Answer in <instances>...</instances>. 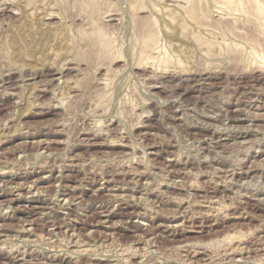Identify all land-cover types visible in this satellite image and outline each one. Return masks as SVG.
<instances>
[{
	"label": "rangeland",
	"instance_id": "374dc122",
	"mask_svg": "<svg viewBox=\"0 0 264 264\" xmlns=\"http://www.w3.org/2000/svg\"><path fill=\"white\" fill-rule=\"evenodd\" d=\"M8 1L0 264H264V0Z\"/></svg>",
	"mask_w": 264,
	"mask_h": 264
},
{
	"label": "bare ground",
	"instance_id": "6f19581e",
	"mask_svg": "<svg viewBox=\"0 0 264 264\" xmlns=\"http://www.w3.org/2000/svg\"><path fill=\"white\" fill-rule=\"evenodd\" d=\"M84 1H86V0H84ZM84 1H83V3H84ZM92 1H93V0H91L90 2H92ZM94 1H95V0H94ZM94 1H93V2H94ZM143 1H144V0H143ZM155 1H156V0H155ZM158 1H159V0H158ZM190 1H192V0H190ZM193 1H195V0H193ZM193 1H192V2H193ZM203 1H204V0H203ZM216 1H217V0H215V2H214V1H213V2L217 4L219 1H218V2H216ZM220 1H221V0H220ZM225 1H226V0H225ZM244 1L246 2V1H248V0H238V2L235 3L236 5L238 4V6H239L238 8L236 7V8L238 9V11H239V8H240V10H241V11H240V14H241V12L244 11V10H243V9H244V6H246V7L249 6L247 3H246V4H247L248 6H247L246 4L244 5ZM253 1H254V0H253ZM256 1H257V0H256ZM74 2H75V1H74ZM88 2H89V1H88ZM135 2H136V1H135ZM187 2H188V1H187ZM198 2H199V1H198ZM200 2H201V1H200ZM200 2H199V3H200ZM207 2L209 3V1H207ZM232 2H233V1H232ZM261 2H262V1H261ZM9 3H11V2H9L8 0H7V1H6V0H5V1H4V0L0 1V13H1L2 11H4V7H6L7 9H8V7L10 8ZM17 3H18V2H17ZM83 3H82V4H83ZM142 3H143V2H142ZM142 3H141V4H142ZM193 3H194V2H193ZM202 3H203V2H202ZM208 3H206V4H208ZM219 3H220V2H219ZM222 3H223V2H222ZM222 3H221V4H222ZM224 3H225V2H224ZM252 3H253V2H251V4H252ZM257 3H259V2H257ZM257 3H256L255 5H257ZM263 3H264V2H263ZM73 4H74V3H73ZM73 4H72V5H73ZM91 4H92V3H91ZM148 4H149V3H148ZM195 4H196V3H195ZM204 4H205V3H204ZM230 4H231V0H230ZM83 5H85V4H83ZM83 5H81V6L83 7ZM94 5H95V4H94ZM151 5H152V4H151ZM198 5H199V4H198ZM232 5H233V4H232ZM253 5H254V4H253ZM261 5H262V4H261ZM263 5H264V4H263ZM11 6H12V5H11ZM75 6H76V5H75ZM89 6H90V3H89ZM156 6H157V5H156ZM178 6H179V5H178ZM194 6H195V5H194ZM222 6H223V5H222ZM225 6H226V5H225ZM229 6H231V5H229ZM84 7H85V6H84ZM153 7H154V6H153ZM200 7H201V5H200ZM200 7H199V8H200ZM204 7H205V5H204ZM214 7H215V6H214ZM218 7H220V6H218ZM242 7H243V9H241ZM256 7H258V6H256ZM52 8H53V6H52ZM90 8H91V7H90ZM221 8H222V7H221ZM226 8H227V7H226ZM226 8H225V9H226ZM236 8H235V9H236ZM253 8H255V7L253 6ZM253 8H252V10H253ZM49 9H50V8H49ZM83 9H84V8H83ZM85 9H87V8H85ZM183 9H184V8H183ZM189 9H190V8H189ZM191 9L193 10V8H191ZM223 9H224V8H223ZM230 9H231V10L233 9V10H232L233 12H234V10H235L234 7H231ZM255 9H256V8H255ZM263 9H264V7H262L261 10H263ZM8 10H9V9H8ZM88 10H91V9L88 8ZM154 10H155V7H154ZM154 10H153V11H154ZM228 10H229V7H228ZM228 10H226V11L228 12ZM247 10H248V9H247ZM247 10H245V11H247ZM257 10H258V8H257ZM197 11H198V10H197ZM197 11L195 10V12H197ZM202 11H203V10H202ZM232 11H231V12H232ZM235 11H236V10H235ZM10 12H11V11H10ZM13 12H14V11H13ZM16 12H17V11L15 10V14H16ZM86 12H87V11H86ZM93 12H94V11H93ZM185 12H186V11H185ZM191 12H192V11H191ZM191 12H190V13H191ZM214 12H215V11H214ZM220 12H221V11H220ZM223 12H224V11H223ZM247 12H249V11H247ZM247 12H246V13H247ZM255 12H256V11H255ZM255 12H254V13H255ZM261 12H263V11H260V13L257 11V13H259L258 15H261ZM89 13H90V12H89ZM229 13H230V10H229ZM243 13H244V12H243ZM243 13H242V14H243ZM54 14H55V13H54ZM87 14H88V12H87ZM87 14H86V15H87ZM151 14H152V15L149 16V17H150V18H149L150 20L145 19V21L147 20V21H149V22H150V21L156 22V16H153V13H151ZM175 14H176V13H175ZM194 14H195V13H194ZM231 14H232V13H231ZM236 14H237V12H236ZM236 14H235V15H236ZM240 14H239V15H240ZM262 14H263V13H262ZM58 15H59V14H58ZM84 15H85V14H84ZM186 15H187V14H186ZM198 15H199V14H198ZM237 15H238V14H237ZM243 15H244V14H243ZM247 15H248V14H247ZM255 15H257V14H254V16H255ZM258 15H257V16H258ZM49 16H51V14H50ZM54 16H55V15H54ZM196 16H197V15H196ZM202 16H203V15H202ZM224 16H225V15H224ZM233 16H234V14H233ZM233 16H232V17H233ZM245 16H246V15H245ZM257 16H255V18H259L258 20H259V21L261 20V21H260V24H261V22L264 21V14L262 15V17H263V21H262V19H260V18H262V17H260V16L257 17ZM174 17H175V15H174ZM180 17H181V16H180ZM184 17H186V16H184ZM190 17H191V16H190ZM190 17H189V18H190ZM226 17H227V16H226ZM232 17H230V18H232ZM87 18H88V17H87ZM162 18H163V17H162ZM162 18H161V19H162ZM168 18H169V17H168ZM186 18H187V17H186ZM194 18H195V17H194ZM194 18H193V22H194V20H195ZM200 18H201V17H200ZM204 18H205V17H204ZM207 18H208V17H207ZM53 19H54V18H53ZM89 19H90V18H89ZM114 19H115V18H114ZM187 19H188V18H187ZM190 19H191V18H190ZM234 19H235V18H234ZM51 20H52V19H51ZM87 20H88V19H87ZM174 20H175V19H174ZM179 20H181V19H179ZM200 20H202V18H201ZM205 20H207V19H205ZM228 20H229V16H228ZM47 21H48V20H47ZM145 21H144V22H145ZM157 21H158V20H157ZM169 21L172 22V19L169 20ZM187 21H189V20H186V22H187ZM190 21H191V20H190ZM196 21H197V20H196ZM236 21H237V20H236ZM162 22H163V21H162ZM256 22H258V21L256 20ZM184 23H185V21H184ZM155 24H156V23H155ZM155 26H156V25H155ZM157 26H158V25H157ZM262 26H264V22L262 23ZM99 29H101V28H99ZM155 31H156V30H155ZM97 32H98V29H97ZM102 32H103V31H102ZM102 32H101V33H102ZM95 33H96V32H95ZM99 33H100V32H99ZM99 35H100V34H99ZM103 35H104V34H103ZM103 35H102V36H103ZM153 35H154V33H153ZM103 37H104V36H103ZM103 37H101V39H103ZM96 38H97V37H96ZM145 39H146V38H145ZM153 39H154V38H153ZM202 39H205V38H202ZM99 40H100V39H98V41H99ZM159 40H160V39H159ZM159 40H158V41H159ZM214 40H215V39H214ZM221 40H222V39H221ZM100 41H101V40H100ZM147 41H148V43H149V40H147ZM196 41H197V40H196ZM225 41H226V40H225ZM198 42H199V39H198ZM201 42H202V40H201ZM227 42H228V41H227ZM235 42H236V41H235ZM239 42H241V41H239ZM146 43H147V42H146ZM150 43H151V42H150ZM203 43H205V44H203V45H206V46H207V47H205V48H209L210 50H211V48L213 47L212 45H213L214 43L216 44V42L211 41V40H209V39H208V40L205 39V40L203 41ZM199 44H200V43H199ZM217 44H218V43H217ZM220 44H221V43H220ZM220 44H219V45H220ZM228 44H229V43H227V46H230V44H229V45H228ZM241 44H242V43H241ZM159 45H160V44H159ZM197 45H198V43H197ZM232 45H233V44H232ZM253 45H254V44H253ZM258 45H259V44H258ZM201 46H202V45H201ZM216 46H217V45H216ZM221 46H222V45H221ZM246 46H247V45H246ZM248 46H249V45H248ZM248 46H247V47H248ZM158 47H159V46H158ZM158 47H157V48H158ZM162 47H163V44H162ZM166 47H167V45H166ZM222 47L225 48V46H222ZM222 47H221V51H222ZM235 47H236V45H235ZM235 47H234V48H235ZM240 47H241V46H240ZM169 48L171 49L170 46H169ZM169 48H168V49H169ZM217 48H219V50H220V47H217ZM259 48H260V47H259ZM160 49H161V47H160ZM163 49L165 50L166 48L163 47ZM172 49H173V47H172ZM226 49H227V47H226ZM237 49H238V48H237ZM237 49H236V52H237ZM243 49H244V48H243ZM210 50H209V51H210ZM238 50H239V49H238ZM249 50H250V47H249ZM257 50H258V49H257ZM257 50H256V51H257ZM171 51H172V50H170V52H171ZM243 51H244V50H243ZM252 51H253V49H252ZM254 51H255V50H254ZM159 52H160V51H159ZM166 52H167V51H166ZM205 52H206V51H205ZM205 52H203V53H205ZM257 52H258V51H257ZM207 53H208V49H207ZM253 53H255V52H253ZM263 53H264V52H263ZM162 54H163V52H162ZM166 54H168V53H166ZM166 54H165V55H166ZM205 54H206V53H205ZM247 54H248V53H247ZM251 54H252V53H251ZM163 55H164V54H163ZM165 55H164V56H165ZM260 55H261V54H260ZM168 56H169V55H168ZM162 57H163V56H162ZM166 57H167V56H166ZM258 57L260 58V60H258V61H259V62L261 61L262 63H264V56L262 55V56H258ZM252 60H253V57H252ZM258 61H257V62H258ZM255 62H256V60H255ZM261 62H260V63H261ZM262 65H263V64H262ZM263 67H264V66H263Z\"/></svg>",
	"mask_w": 264,
	"mask_h": 264
}]
</instances>
